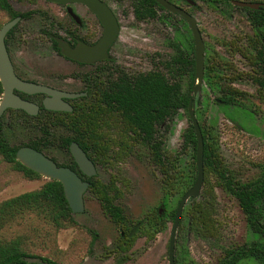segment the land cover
Returning <instances> with one entry per match:
<instances>
[{
	"label": "trees",
	"instance_id": "16d2710c",
	"mask_svg": "<svg viewBox=\"0 0 264 264\" xmlns=\"http://www.w3.org/2000/svg\"><path fill=\"white\" fill-rule=\"evenodd\" d=\"M139 1L149 3L152 14L156 3L153 0ZM0 11L7 15L8 20L20 15L11 7L9 0H0ZM29 15L30 13H26L21 16L26 18ZM258 17L255 15L256 22L264 26V17H260L261 20L257 19ZM249 44L251 49L242 52V56L256 70L254 81L262 87L264 85V32L249 37ZM172 48L173 52L165 62V74L149 73V80L140 89H131L127 83L123 82L118 84V89L113 93L114 104L118 110L117 136L113 138L117 141L115 146L98 143L96 129L98 104L95 99V81L88 85V97L75 100L72 114L57 115L52 118L40 117L34 144L29 142L18 146L10 145L2 132L0 117V157L14 171L22 173L28 179H36L40 176L16 160V151L21 146L31 147L56 161L51 156L52 151L54 149L68 151L69 143L75 142L88 155H94L96 158H100L101 155L103 159L110 160L115 153L117 160H123L132 153L134 147L127 141L141 138L143 142H148L145 144L150 149L151 163L161 173L160 207H163L161 213L159 208H152L141 218L129 219L118 204L122 192L115 186L114 180L107 184L96 181L90 188V193L98 201L104 214L119 229V234L109 250L121 258L126 256L125 254L132 248L137 238L145 237L147 241H151L157 233L167 228V223L174 219L177 207L176 205L171 209L169 199L176 197L178 204L196 178V137L191 124L182 133L181 149L174 154L165 151L163 153L164 141L157 142L155 138L157 127L165 122L164 131L169 130L167 124L173 121L180 110H185L188 117L187 106L190 100L193 101V44L185 46L177 43ZM209 62V58H206L204 69L206 87L215 88L223 94L220 99L225 107H246L241 98L243 93L224 82L223 77L214 70L215 65L213 67ZM125 75L124 72L119 71V77ZM199 125L204 144V185L199 197L191 198L184 206L176 240L187 233H193L196 237L205 240L217 237L219 223L216 218L215 188L218 187L236 201L246 223L249 239L243 244L223 248L217 264H239L245 261L264 264V165L261 166V171L256 177L246 181L237 179L224 163L213 127ZM114 147H117L118 151L109 153ZM189 150L192 151V156L191 161L187 162L185 158H181V155ZM86 196L87 194L84 199ZM31 216L42 219L55 231L76 224L65 199L62 185L54 180L46 182L40 189L22 193L1 202L0 264H60L46 256L29 251L25 241L19 236L14 238L3 236L5 229ZM176 248L178 250V243ZM177 252L175 264H181Z\"/></svg>",
	"mask_w": 264,
	"mask_h": 264
},
{
	"label": "rangeland",
	"instance_id": "374dc122",
	"mask_svg": "<svg viewBox=\"0 0 264 264\" xmlns=\"http://www.w3.org/2000/svg\"><path fill=\"white\" fill-rule=\"evenodd\" d=\"M9 1L11 7L17 12L39 10L45 13L44 16L35 15L32 20L22 21L19 24L23 51L17 59L31 60L34 49V64L38 65L39 74H45L48 68L51 70L52 66H55L52 70L56 74L63 75L69 72L66 63L53 57L49 44L41 32L43 26L47 24L48 15H55L58 19L62 17L60 7L45 0ZM107 2L115 11H129L130 4L127 0H107ZM177 5L188 8L187 4L180 1ZM197 11L201 12L196 18L203 42L208 48L207 56L216 59L222 56L230 61L231 69L225 68L223 72L226 81L238 72L252 75L249 62L239 55L230 53L234 47L248 48L246 43H248L247 38L250 32L243 17L235 14L232 18H225L205 8ZM126 19L129 20L128 29H123L121 38L132 43L138 40L136 35H139L138 37L144 39L149 49L151 60H158L159 54H163L168 60L173 52L174 44L185 46L191 44V35L181 22L175 21L178 30L175 31L174 27H170L167 23L150 21L144 35L142 32H136L135 26L131 27V19L127 17ZM7 20V15L0 11V27ZM126 42H120V45ZM132 49L127 50L131 53ZM119 65L129 67L127 63H119ZM64 84L72 90L80 87L74 82ZM195 84L197 82L194 81L193 85ZM233 86L248 94L249 97L245 103L248 109L254 108L256 112L254 115L239 108L226 109L217 105L215 100L220 94L217 90H208L204 79L197 94L193 96L195 113L199 124L213 127L226 166L237 179L246 181L256 177L261 171V166L264 165V100L256 95L257 85L251 82L249 77L234 83ZM189 124L185 110H180L173 121L167 124L169 130L163 133V151L174 154L181 149L182 133ZM5 136L8 143L14 146L28 141L27 137L17 132H9ZM61 153L62 151L54 149L51 156L60 161L63 157ZM136 153V156L127 157L121 163L115 164L117 173L115 169L111 171L112 175L118 177L117 184L122 190L118 204L129 219L141 218L149 209L160 208L161 202L160 173L148 160L144 148H137ZM191 156L192 151L189 150L181 155V158L189 162ZM99 179L103 183L108 182L107 175L101 174ZM48 181L42 176L28 179L22 173L14 171L0 157V203L22 193L40 189ZM215 193L219 233L215 239L209 240L198 238L193 233H187L176 240V244L179 245L176 252L178 251L177 255L181 264H217L223 248L243 244L249 239L246 223L236 201L218 187L215 188ZM84 203V212L74 215L76 222L74 226L55 231L42 219L31 216L5 229L3 236L6 238L19 236L25 241L29 251L46 256L60 264H168L170 221L167 223V228L157 234L153 240L138 238L130 251L125 254L126 256L121 258L109 250L119 234V229L103 213L93 195L88 194ZM176 205L177 198H170L169 207L172 209ZM239 264L255 263L245 261Z\"/></svg>",
	"mask_w": 264,
	"mask_h": 264
},
{
	"label": "flooded vegetation",
	"instance_id": "af4514ba",
	"mask_svg": "<svg viewBox=\"0 0 264 264\" xmlns=\"http://www.w3.org/2000/svg\"><path fill=\"white\" fill-rule=\"evenodd\" d=\"M20 1H23V0H20ZM45 1H48L54 6L60 7V9L62 10V15H61L62 17L58 19L57 17H55V15H48L47 24L44 25L41 30L42 35L47 40L49 44V49L53 57L55 59L56 58L61 59L63 63H66L70 71L63 75L62 74L59 75V74H56L52 70L55 68V66H52L50 67L51 70L48 68L45 74L44 73L39 74L38 65L34 64V49L32 52L33 58L31 60L17 59L18 56L21 55L23 51V45H22V40L20 36L22 32L19 31L18 29L19 24L22 21L32 20L33 19L32 17L35 15L44 16L45 13L39 10H35V11L30 10L27 12H17L14 10L20 15L7 20V22L15 18H19V21L16 23V25L13 28L9 30V32L5 36L6 51L10 59L13 73L19 80L23 82L39 84V85L47 86L57 91L66 92L70 94H79V96L74 97V98H62V100L71 107L70 111H54V110H48L44 108L43 102L47 98L46 94L26 93V92H23V91H20L14 88L12 90V94L18 97L19 99H21L22 101L31 104L33 107H36V113L30 114L22 109H15L11 107L5 108L2 114L0 115L2 132L4 133V135L9 132L10 133L17 132L20 135L27 137L28 141L26 142V144L29 142H32V144H34V136H36V133H37V129H38L37 124H38L40 117L45 116L48 118L49 117L52 118L57 115L60 116V115H66L69 113L72 114L74 111L75 100L88 97V92H87V90H89L88 85L89 83L92 84L95 81L96 82V93H95L96 98L95 99L98 104V108L96 109V112H97L96 129H97V135L99 137L98 143L109 145V146H115V144H117V141H115L113 138L117 136L118 110L114 104L115 98H114L113 93H115V91L118 89V84L120 82H123V83H127V86L131 89H134V88L140 89L144 84L147 83V80H149L148 78L149 73L161 72L162 74H165L166 72L165 62L167 59L164 58L163 54H159L158 60L156 61L151 60L149 51H148L149 49L145 45L143 41L144 39H141L138 37L139 35L138 36L136 35V38L138 40H135L132 43L131 42L128 43L125 41V39L121 38V33L123 29H128L127 24H129V20L126 19V17L131 19L132 21V23L130 22L131 27L135 26L136 27L135 31L142 32L144 35L146 34V28L149 25V22L154 21V20L160 21L161 23H167L170 27H174L173 29L175 31H178L175 25V21L181 22L187 28L192 38L190 28L187 22L184 20V18H182L177 13L169 12L164 7L159 5L155 0L153 1L156 3V5L153 6L152 14L150 13V5L147 2L140 3L139 0H127L130 6H129V11L125 12V11H115L108 4L107 0H100L102 3H104L108 7V9L110 10L113 17L116 20L117 28H118L116 37L114 41L107 47L105 53H102V52L91 53L85 50V52L82 54L84 61H79V60H75V59L65 56L61 51L60 43L66 44L70 49H76L80 45H82L84 49L93 48L98 45V43L101 41L104 35V26L102 22L97 17V15L94 12H92L83 3H80L77 1H68L67 3L63 4V3H58V2H52L50 0H45ZM166 1L184 10L190 17L196 20V23H197L196 16L199 13H201L197 10L199 9L202 11L205 8L213 12H216L225 18H232V16L235 14L241 15L248 25L249 32H250L248 35L249 37H252V36H255V35H258L264 32V26L256 22V19H255V15L259 16L257 19H260V17L262 16L264 17V0H223V1L222 0L221 1L166 0ZM178 1L187 4L188 8H185L181 5H177ZM200 4H202V7H200ZM26 13H30V15L26 18H23L21 15L26 14ZM197 26H198V23H197ZM200 34H201V31H200ZM201 37H202V34H201ZM247 39H248V43H246V46L248 48L246 49L250 50L251 46L249 44V38ZM141 41L143 43H141ZM120 42H126V43H123L122 45H120ZM191 43L193 44V38L191 39ZM230 46H232V44H230ZM128 48H133L131 53L128 52L127 50ZM246 49H244L241 46L234 47L230 51V53L243 57L242 52H245ZM207 51H208V48H206L204 44V69H205L206 58H209V61H210L209 63L213 67L215 65L214 70L217 71L218 75L223 77V81L226 82L228 85H230L233 89H236L239 92L243 93V96H241V98L244 104H246L245 102L247 101V97H249L248 94L245 93L244 91H241L235 88L233 84L236 82L242 81L245 77H249L251 82L257 85L256 95H258L261 100H264V85L261 87L254 81L255 79L254 74L256 70L252 67L250 63H249L250 66L249 65L248 66L250 68V71L253 72L252 75H249L247 73L245 74L243 72H238L232 77H230L228 81H226L227 79H226L225 73L223 72L225 68H227L228 70L231 69L232 66L230 65V61H228V59H225L222 56L217 57V59L215 57L212 58L209 55L207 56ZM205 53H206V56H205ZM193 57H194V72H195L194 44H193ZM123 58H127L128 60L126 61ZM119 63H127L129 67L125 68L119 65ZM120 70L124 72L126 75L119 77ZM204 71H203V79L205 80ZM163 76L165 77V75ZM259 78L261 79V77ZM65 82H74L80 87L72 90V89L67 88V86L64 84ZM193 82H194V79H193ZM207 88L208 90H212V91L217 90L215 88L210 89L208 86ZM217 91L220 94L219 97L215 100L217 105L224 107L226 109L239 108L242 111L247 112L252 115L256 113L254 108L249 107L248 109L247 104H246V107H237V106L225 107L220 99L222 98L223 94L219 90ZM3 93H4V90H3L2 84L0 83V101L2 99ZM196 94L193 93V85H192V97ZM189 102L192 103V106L194 107V112H195L194 97H193V101L190 100ZM165 125L166 123L164 122L162 123L161 126L157 127V132L155 133V138L157 139L156 140L157 142L163 141V133H164ZM71 143L73 142H70L69 146ZM127 143L134 146L132 153L129 156H127L128 158L136 156L137 155L136 149L139 147H142L145 149L147 158L151 163L150 149H149V146L145 144V143H148L147 141L143 142L141 138H138L135 141L134 140L127 141ZM56 150H58L59 152L61 151L59 149H56ZM114 151L115 152L118 151L117 147H114L112 150L109 151V153H113ZM84 153L86 154L87 158L91 161V163L94 166V171H95L94 174L88 175L84 173L83 171H81L78 165L76 164V162L74 161V158L72 157L69 149L68 151L66 150L62 151L61 153L63 156L62 160L58 161L54 157L56 160L54 162L56 164H66L64 165V167L70 168L81 178L82 181L89 183V186L87 187V190L84 193V196L85 194L87 195L91 194L90 188L96 181L101 182L99 179L101 174L107 175L108 177V182L106 183L101 182V183L107 184L111 180H114L115 186L119 190H121V187L118 186L117 184L118 177L112 175L111 171L115 169V173H117L118 169H116L117 166L115 164L121 163L125 158L123 160H117L116 154L114 153L113 158H111L110 160H106V159H103L101 155H100V158H96L94 155H88L85 151ZM163 153L165 152L163 151ZM162 161L164 163V159H162ZM152 166L154 167L155 170H157L160 173V171L156 168L154 164H152ZM106 171L107 172L109 171V173H107ZM121 184L123 185L122 182ZM203 185H204V181H203ZM84 196H83V199H84ZM84 210H85V203H84ZM162 211H163V207H160L159 213H161ZM172 223L173 221L171 222V226H172ZM157 234L155 235V237L157 236ZM176 238H177V234H176ZM175 251H176V242H175ZM167 256H168V253H167ZM174 260H175V252H174Z\"/></svg>",
	"mask_w": 264,
	"mask_h": 264
},
{
	"label": "water",
	"instance_id": "95a60500",
	"mask_svg": "<svg viewBox=\"0 0 264 264\" xmlns=\"http://www.w3.org/2000/svg\"><path fill=\"white\" fill-rule=\"evenodd\" d=\"M52 2L67 3L68 1H77L85 4L92 12H94L100 19L104 26V35L97 46L84 49L82 45L76 49H70L66 44L60 43L62 53L72 59L84 61L82 54L85 50L91 53H105L107 47L114 41L117 34V23L108 7L100 0H50ZM159 5L164 7L171 13L179 14L187 22L194 44V56H195V72L194 81L197 84L193 85V93L196 94L199 90L204 71V43L198 29L196 20L190 17L184 10L169 3L166 0H155ZM19 18H15L5 23L0 28V83L2 84L4 93L0 101V115L5 108L22 109L30 114L36 113V107L31 104L22 101L18 97L12 94V90H17L26 93H43L47 95L43 105L45 109L54 111H70L71 107L66 104L62 98H74L79 94H70L53 90L47 86L26 83L19 80L13 73L10 59L6 51L5 36L11 28H13ZM34 109V110H33ZM188 118L193 127L196 137V149H195V165H196V178L195 182L184 195L181 197L174 216V220L171 226L169 242H168V264H175L174 252L177 229L181 220L182 211L184 206L191 198L199 197L204 181V169H203V138L201 130L196 119L194 107L192 103H188L187 107ZM69 151L74 158V161L78 165L79 169L84 173L91 175L94 174V166L87 158L84 151L73 142L69 146ZM16 160L26 168L37 173L38 175L47 178L49 181L54 180L62 185L65 199L73 215L81 214L84 212V193L89 186L88 182H84L81 178L70 168L64 166H58L52 159L45 156L42 152L37 151L30 147H20L16 151Z\"/></svg>",
	"mask_w": 264,
	"mask_h": 264
}]
</instances>
